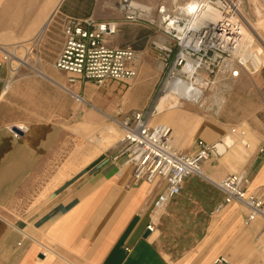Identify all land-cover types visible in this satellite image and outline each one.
<instances>
[{"label":"crops","instance_id":"1","mask_svg":"<svg viewBox=\"0 0 264 264\" xmlns=\"http://www.w3.org/2000/svg\"><path fill=\"white\" fill-rule=\"evenodd\" d=\"M49 3L0 0V60L3 52L17 58L16 51L23 50L29 61L24 68L49 81L47 86L11 76L0 84V264H215L221 257L226 264H264L261 220L246 222L247 212L237 203L214 212L223 200L214 183L237 173L233 170H245L249 190L264 188V158L258 154L262 145L257 144L242 165L235 158L237 147L227 148L223 158L212 153L201 164L203 177H187L179 195L151 217L163 182H133L132 167L124 164L123 157L113 160V151L96 148L86 158L85 126L91 114L80 104L98 111L95 106L103 107V99L115 104L119 96L105 89L101 95L103 89L94 90L91 82L64 85L70 75L52 67L64 40L60 22L54 34L56 51L38 55L39 46L49 44L51 20L45 22L53 1ZM106 5L92 0L89 8L71 13L70 6H85V2L61 3L63 13L80 19ZM13 69L18 75L26 73L20 66ZM0 74L6 80L5 68ZM112 83L116 82L105 86ZM55 85L84 99L72 97L79 103L73 108L77 115L73 131L67 120L47 119L53 111L47 109V102L54 106V97L46 96V88L54 93ZM39 93L42 98L37 100ZM170 116L167 113L163 119ZM20 125L27 130L14 138L8 128ZM220 138L218 130L204 128L190 133L183 151L176 150L193 154L198 140L214 145ZM151 221L154 231L148 232Z\"/></svg>","mask_w":264,"mask_h":264},{"label":"built area","instance_id":"2","mask_svg":"<svg viewBox=\"0 0 264 264\" xmlns=\"http://www.w3.org/2000/svg\"><path fill=\"white\" fill-rule=\"evenodd\" d=\"M264 14V0H258ZM220 13L214 23L203 27L192 21L188 6L171 10L168 6H151L122 0L119 4L123 24L144 26L154 34L149 38V46L156 55L163 72V82L157 97L146 109L132 110L120 121L109 118L122 131L118 142L119 150L113 157H123L124 164L132 167L133 182L148 184L163 182L165 187L152 203L151 217L174 197L179 195L183 181L190 176L203 177L201 164L210 158L214 145L197 141L193 154L177 151L171 140V128L164 124L151 125L158 114L157 100L164 96L166 88L173 80L187 87L175 94L178 104L183 102L198 104L199 97L221 81H234L240 76H252L264 70V57L253 47V42L243 40L245 18L238 6H213ZM119 30L115 20L98 21L92 16L68 21L63 28V45L52 67L69 74L66 82L69 87L91 82L103 87L109 82L128 85L138 74L137 52L129 46L112 47L109 39ZM0 72L6 69L7 78L15 75L11 67L12 53L3 52ZM76 100L83 101L78 93H71ZM201 100V98H200ZM14 138L24 134L23 125L8 128ZM234 132V130H232ZM243 135V134H242ZM264 158V147L258 148ZM249 178L245 170L230 174L214 183L223 194L222 202L215 208L219 212L230 203L241 205L247 212L246 222L261 220L264 232V188L249 190ZM154 231L152 221L146 226ZM226 264L218 258L215 264Z\"/></svg>","mask_w":264,"mask_h":264},{"label":"rangeland","instance_id":"3","mask_svg":"<svg viewBox=\"0 0 264 264\" xmlns=\"http://www.w3.org/2000/svg\"><path fill=\"white\" fill-rule=\"evenodd\" d=\"M44 1V0H39ZM48 0V6H49ZM53 1V9L50 17V22L47 27V35L49 44L40 45L38 48V55L52 54L56 51L54 42L57 38H54L56 33L55 28L58 27L57 23L60 22L61 30H63L65 24L70 20L80 19L72 16L70 13L62 12V0L60 1L57 9L54 11L58 0ZM85 6H70V11L77 13L85 8L90 7L92 0H83ZM102 4L107 3L106 6H98L92 15L94 19L98 21L115 20L119 23V30L117 34L109 39V45L112 47H125L129 46L137 52L138 56V74L136 78L129 82L128 85L112 83L108 86L97 88L94 85V90L103 89L99 94L104 93V89L107 92H113L119 96L117 103L110 102L109 99H103V107L95 106L93 103L88 102L90 105H94L97 110H92L89 105H81L80 108L85 109L87 114H91V117H87L85 126V145H86V158L96 148L99 150H108L109 152H117L119 150L118 142L122 137V131L114 124L109 118L120 121L128 112L132 110H143L152 105L157 97L158 90L163 82V72L160 63L156 59V55L149 46V38L154 36L153 32L146 29H137L130 27L131 25L123 24L121 21V14L119 11V4L122 0H99ZM136 4L151 6L154 9L157 6H168L171 10H176L177 7L187 6L190 2L193 5L203 4L210 2L212 6H238V10L246 19V26L244 30L250 31L248 27L253 29L254 34V49L264 57V14L260 10L258 0H129ZM95 2V0H94ZM257 11V12H255ZM47 18V19H48ZM47 22V20H46ZM45 22V24H46ZM249 29V30H247ZM251 38L250 33L244 39L248 41ZM260 40L263 44L260 43ZM133 43L134 45H132ZM17 58L26 59L23 50L16 51ZM16 55V56H17ZM27 62L28 59H26ZM29 64V63H28ZM13 68L18 67L17 63H12ZM32 65V63L30 64ZM25 66V65H24ZM23 68L26 73L15 74L14 79H26L30 78L38 82H44L49 86V81L40 77L35 71L29 72L27 68ZM39 61L36 68L39 67ZM39 70V69H38ZM64 85L67 83L64 82ZM42 85L39 84L40 88ZM44 88V87H43ZM86 89V88H85ZM41 89H39L40 91ZM41 93L38 94V98ZM45 95V92H43ZM46 96L54 97V106L49 105V99L47 102L48 108L52 111V114L47 119L62 122L67 120L70 124V130L73 131V125L77 122V115H73V108L77 107V102L63 89H59L54 86V93L50 92L46 88ZM170 99V98H169ZM221 100V105H216L215 101ZM202 103V107L199 104ZM200 103L193 104L183 102L178 104L175 99L171 100V105H177L175 108H171L169 111L154 116L151 125L164 124L171 128V140L175 149L182 150L185 148L190 133L200 131L204 128H214L220 132V139L229 137L232 144L231 146L237 147L235 151L238 153L235 156L238 163L241 165L245 163L247 158L255 150V146L260 144L264 147V70L254 74L252 76L242 75L238 79L230 82L219 81L210 90L204 92L201 97ZM114 104V105H112ZM111 106V110H109ZM219 110V111H218ZM171 113L169 120H164L165 114ZM88 116V115H87ZM81 117V116H80ZM234 130V132H232ZM243 134V135H242ZM101 141V144L97 142ZM243 142L248 144L243 145ZM91 151V152H90ZM225 154L219 158H223ZM244 157V159H242ZM242 159V160H241ZM244 169L233 170L232 172H239Z\"/></svg>","mask_w":264,"mask_h":264},{"label":"bare ground","instance_id":"4","mask_svg":"<svg viewBox=\"0 0 264 264\" xmlns=\"http://www.w3.org/2000/svg\"><path fill=\"white\" fill-rule=\"evenodd\" d=\"M60 1L61 0L57 1V5L55 6L54 11L57 9V6L59 5ZM132 4H133V6H136V3L132 2ZM193 4H194L193 2H190L187 6H188V10H189L188 14L192 17L191 20L194 21V23L198 22L199 24H202L203 27H206L209 24H214L220 18V13L218 12V10L215 7L212 6V4L210 2H205L203 4H200V6L193 5ZM255 12H257V11H255ZM49 20H50V17L47 19L46 24H48ZM246 23L247 22L245 20V26H246ZM248 28L250 29V31H248V32L250 33V36H251V38L248 39V42H254L255 38H254V34H253V29H251L250 27H248ZM249 29H247V30H249ZM248 32L246 30H243V36H244L243 40L248 36ZM260 43L263 44V42L261 40H260ZM263 46H264V44H263ZM14 62L17 63L18 66H24V65L27 66V60L24 59V58H13L12 63H14ZM11 67H12V65H11ZM29 67H31L33 69L32 66H29ZM179 84L180 83L178 81L173 80L167 86L164 96L160 97L157 100V103H156L155 106H156L158 114L159 113H163V112H165V111H167V110H169L170 108L173 107V105H171V100L176 99L175 94L179 93L180 90H183V91L187 92V87L185 86V87L182 88ZM7 87H8V85L6 86V88ZM63 89L68 94H70L71 97H73L71 95V93H73V92H71L70 90H68L66 88H63ZM198 94H199L198 92H195V95H196L195 97H197V98L199 97V101L197 103H200V98L202 96L200 97ZM73 98H75V97H73ZM78 101H80V100H78ZM80 102H83V101H80ZM215 102H216V105H218V104L221 105L223 103L220 99L218 101H215ZM202 105L203 104L200 103L199 107H202ZM242 143H243L244 146L248 145V144H246L243 141H242ZM231 144H232V142H231L230 138L229 137H224L219 142L214 144V149H213L214 153L217 156L224 154L226 152L227 148L231 147Z\"/></svg>","mask_w":264,"mask_h":264},{"label":"water","instance_id":"5","mask_svg":"<svg viewBox=\"0 0 264 264\" xmlns=\"http://www.w3.org/2000/svg\"><path fill=\"white\" fill-rule=\"evenodd\" d=\"M213 149H214V147H213ZM213 149H212V152H213V154H215ZM215 155H216V154H215ZM145 235H148V232H146Z\"/></svg>","mask_w":264,"mask_h":264}]
</instances>
